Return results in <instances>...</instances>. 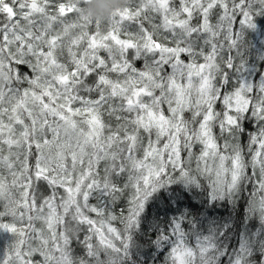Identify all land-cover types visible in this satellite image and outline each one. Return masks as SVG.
Here are the masks:
<instances>
[{"label": "snow or ice", "instance_id": "snow-or-ice-1", "mask_svg": "<svg viewBox=\"0 0 264 264\" xmlns=\"http://www.w3.org/2000/svg\"><path fill=\"white\" fill-rule=\"evenodd\" d=\"M87 3L0 0V264H264V71L232 27L264 0Z\"/></svg>", "mask_w": 264, "mask_h": 264}, {"label": "trees", "instance_id": "trees-1", "mask_svg": "<svg viewBox=\"0 0 264 264\" xmlns=\"http://www.w3.org/2000/svg\"><path fill=\"white\" fill-rule=\"evenodd\" d=\"M88 5H89V0H88V3L85 5V11H86V13L89 14ZM221 11L222 10L219 9V8L214 10L212 18H211V22L214 25L217 23L218 15L221 14ZM240 19H242V17L238 16L237 19L234 21L233 26H232L233 30L237 31V32H240L241 28L245 27L244 35L241 37L240 52L245 57V59L247 61V64H252V61L255 58L256 65H258V69H260V72L264 71V59H261V57H259V56H258V59H256V54L257 53L255 52V50L257 49L258 42H259V45H260L259 46V54H261L260 56L264 55V16H260L258 14L256 16H254V20L257 23V28H255V29H248V28H246V26H240V24H239V20ZM199 22L200 21H199L198 17L194 18L193 21H192V23L194 25L199 23ZM154 23H160V18L158 16L154 19ZM147 26L148 25L146 23V27ZM125 27L128 30H130V31H135L136 30L135 25L132 24L131 22L126 24ZM121 38H123V37H121ZM217 41L218 42H222V40L220 38H217ZM205 51H210V49L209 48H205ZM227 54H228V48H227V45L225 44L221 55L226 57ZM101 55H106V54L102 52ZM181 58L185 59L186 63L190 62L189 58H186L184 56H182ZM197 62H201L202 63L203 62L202 58H198ZM138 66H141V65H138ZM20 71H22L24 73H28L29 75H31L30 69L27 66H25V65H21L20 66ZM234 83H235V81L233 80V84ZM220 108H222V101L218 102V104H217V110H219ZM246 130L250 131V132H255V130H256L255 121L248 122L246 124ZM247 140H248V137L244 136L243 137V143L245 145H247ZM252 190H253V186L252 185H248L247 191L244 193L245 197H247L248 194ZM130 196H131V191L129 190V192L126 194V196L121 201L118 202L117 209H116L117 212H119L120 209H124L125 213L127 212L128 199L130 198ZM4 203H5V201L0 200V211H4V207H3ZM90 203L95 204L96 201L95 200H91ZM157 207H159V209H160V218L163 219L164 218V212H163V207L164 206L162 204H160ZM156 211H157V208L154 207L152 209V211H151V215H155ZM241 211H243V209H241ZM173 214L174 213H172V212L168 213L169 216H171ZM218 214L222 215V216H227L228 215V210L225 209V208H222V209H220V212ZM90 215H92L93 218H95V214H90ZM7 219H11V218L9 217ZM112 224L118 230L123 227L119 223V221H114V222H112ZM254 226H255V221H253V227ZM37 227H40V225L37 224ZM9 237H10V234L0 232V255H2V250H3L4 246L6 245V243L8 242ZM188 243H189V246H193L194 247L195 246L194 238H190ZM231 246L232 247L237 246V241H236L235 237L233 238ZM73 248H74L75 255H77V256L83 255L82 251H80V246L79 245H73ZM144 250L147 251V248L145 247ZM152 251H153V253H155L158 256L156 264H163L164 257L167 255V250H165L162 254L161 253H156L155 249H153ZM33 259L35 261H42V257H40L38 254L35 255L33 257ZM146 259L148 260V264H152V257L151 256L146 257ZM222 264H226V258L222 261Z\"/></svg>", "mask_w": 264, "mask_h": 264}, {"label": "clouds", "instance_id": "clouds-1", "mask_svg": "<svg viewBox=\"0 0 264 264\" xmlns=\"http://www.w3.org/2000/svg\"><path fill=\"white\" fill-rule=\"evenodd\" d=\"M126 0H89L88 12L93 17L103 19L116 8H122Z\"/></svg>", "mask_w": 264, "mask_h": 264}, {"label": "rangeland", "instance_id": "rangeland-1", "mask_svg": "<svg viewBox=\"0 0 264 264\" xmlns=\"http://www.w3.org/2000/svg\"><path fill=\"white\" fill-rule=\"evenodd\" d=\"M178 5H179V0H174V6H178ZM240 26H242V25L240 24ZM259 46L260 45H259V42H258L257 49H256L257 51L255 50V52L257 53L256 54V59H258V56L261 57L260 56L261 54H259ZM247 66H248V71L253 73V75H256L257 73L260 72V69H258V65H256L255 58L253 59L252 64H247ZM60 192L62 193L63 190L61 189Z\"/></svg>", "mask_w": 264, "mask_h": 264}]
</instances>
